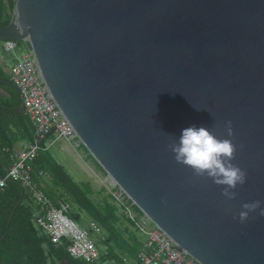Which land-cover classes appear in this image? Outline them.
Segmentation results:
<instances>
[{
  "label": "water",
  "instance_id": "obj_1",
  "mask_svg": "<svg viewBox=\"0 0 264 264\" xmlns=\"http://www.w3.org/2000/svg\"><path fill=\"white\" fill-rule=\"evenodd\" d=\"M10 1L0 42H28L65 121L134 206L199 264H264V216L239 219L244 203L264 208V0ZM192 125L236 145L247 177L234 199L175 161L169 146Z\"/></svg>",
  "mask_w": 264,
  "mask_h": 264
},
{
  "label": "trees",
  "instance_id": "obj_2",
  "mask_svg": "<svg viewBox=\"0 0 264 264\" xmlns=\"http://www.w3.org/2000/svg\"><path fill=\"white\" fill-rule=\"evenodd\" d=\"M12 7V1L0 0V25H7L5 15L8 13L10 19ZM3 81H9V78L0 66V175H4L9 167V154L15 141L20 139L32 144L35 139L34 128L28 116L16 109L18 93ZM3 92L8 96H4ZM40 145L44 147L43 143ZM29 165L33 180L53 203L55 201L51 195L63 193V202L70 207V218L80 223L81 215H84L100 228L99 234L91 230L88 233L102 258L113 259L117 264H123V257L136 258L139 240L129 230V220H125L123 214L119 215V210L110 196H105L102 203L94 202L90 186L76 182L64 166L56 162L49 149L40 150ZM44 176L50 179L52 191L45 188L42 182ZM128 205L141 213L130 201ZM11 212L12 216L6 228ZM31 214V201L20 184L8 182L0 192V264H85L69 256L66 241L55 244L41 234L34 225ZM121 223L127 225L123 224L122 227Z\"/></svg>",
  "mask_w": 264,
  "mask_h": 264
},
{
  "label": "built area",
  "instance_id": "obj_3",
  "mask_svg": "<svg viewBox=\"0 0 264 264\" xmlns=\"http://www.w3.org/2000/svg\"><path fill=\"white\" fill-rule=\"evenodd\" d=\"M3 51L10 54L3 68L9 82L20 90L24 113L34 128L35 141L20 152L9 154L10 165L4 175H0V192L10 181L17 182L31 201L32 221L52 243L67 242L70 257L85 264H117L115 260L102 258L88 230L99 234L100 228L92 221L85 228L68 216L70 207L66 203L55 204L40 190L31 176L30 162L42 149L50 148L57 140H64L81 146V142L69 127L40 75L33 52L27 41L7 40L2 44ZM52 136L53 139L42 147L40 139ZM7 152V150H5ZM109 195L131 225V230L139 240L136 258H122L123 264H199L181 250L169 237L142 213L128 205L130 199L114 183L110 184ZM131 202V201H130ZM132 205H134L131 202ZM82 219V215H81ZM145 235L140 240L138 236Z\"/></svg>",
  "mask_w": 264,
  "mask_h": 264
},
{
  "label": "clouds",
  "instance_id": "obj_4",
  "mask_svg": "<svg viewBox=\"0 0 264 264\" xmlns=\"http://www.w3.org/2000/svg\"><path fill=\"white\" fill-rule=\"evenodd\" d=\"M228 137H232L231 121L227 122ZM175 161L191 168L197 176L210 178L215 184L223 187L222 195L234 199L233 191L246 181L247 173L238 165L232 163L237 151L230 138L217 137L208 127L192 125L182 130L177 140L169 146ZM244 209L239 213L240 222L248 219L249 213L259 209L264 216L261 201L244 203Z\"/></svg>",
  "mask_w": 264,
  "mask_h": 264
},
{
  "label": "rangeland",
  "instance_id": "obj_5",
  "mask_svg": "<svg viewBox=\"0 0 264 264\" xmlns=\"http://www.w3.org/2000/svg\"><path fill=\"white\" fill-rule=\"evenodd\" d=\"M66 142V141H65ZM73 152L71 156L67 151L66 145L64 143L55 142L49 148V152L57 163L64 166L66 171L77 181L86 182L91 188V198L94 202H101V197L110 196L109 190L111 189V180L108 178L106 173L100 168V166L95 163V160L87 152V150L81 145L79 147L75 146L73 143H69ZM83 152V153H82ZM122 215L121 212H118ZM124 216V215H123ZM126 220V218L124 217ZM88 219L82 215L80 222L81 228H85ZM122 227L127 225L126 223H121ZM131 230V227H128ZM133 231V229H132ZM134 232V231H133ZM140 240L146 239L145 235L138 236Z\"/></svg>",
  "mask_w": 264,
  "mask_h": 264
},
{
  "label": "crops",
  "instance_id": "obj_6",
  "mask_svg": "<svg viewBox=\"0 0 264 264\" xmlns=\"http://www.w3.org/2000/svg\"><path fill=\"white\" fill-rule=\"evenodd\" d=\"M2 44H3V42H0V66H1V68H2V70L5 72V74L7 75V71L3 68V63H4V61H5V59L8 57V56H10V54H6V53H4V51H3V47H2ZM8 76V75H7ZM3 95L4 96H8V94L6 93V92H3ZM35 137V136H34ZM52 139H53V137L52 136H50V137H48V138H46V139H40L39 140V142H41V143H43V144H48L49 142H51L52 141ZM34 141H35V139H34ZM56 142H60V143H64V144H67L66 145V148H67V151L69 152V154H70V156H71V152H73V150H72V148H71V146H70V144L68 143V142H65L64 140H57ZM55 144V143H54ZM29 144L28 143H26L25 141H22V140H20V139H17L16 141H15V143H14V145H13V147H12V149H11V151L10 152H13V153H18V152H20L24 147H26V146H28ZM49 149V148H48ZM83 153V152H82ZM96 163V162H95ZM10 165V164H9ZM96 165H97V163H96ZM68 171V170H67ZM70 175H71V173H70ZM72 177V176H71ZM44 178V180H42V182L44 183V186H45V188L49 191H52V185H51V181H50V179L49 178H47L46 176H44L43 177ZM76 182H78L79 184H86V182H81V181H77L75 178H73ZM36 183V182H35ZM37 184V183H36ZM38 185V184H37ZM39 188H40V190L41 191H43L42 189H41V187L40 186H38ZM91 189V188H90ZM44 193V192H43ZM93 193V192H92ZM91 193V194H92ZM45 194V193H44ZM51 196H53L54 197V203L55 204H60V203H65V202H63L64 200H65V198H64V195H63V193H61V192H57V193H55V194H52ZM101 202L100 203H102L103 202V200H104V197L102 198L101 197Z\"/></svg>",
  "mask_w": 264,
  "mask_h": 264
}]
</instances>
